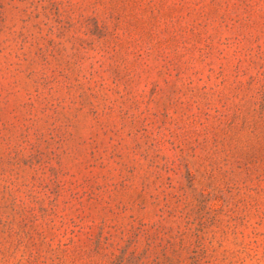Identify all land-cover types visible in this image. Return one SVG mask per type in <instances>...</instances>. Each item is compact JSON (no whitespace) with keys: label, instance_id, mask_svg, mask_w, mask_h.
Returning a JSON list of instances; mask_svg holds the SVG:
<instances>
[{"label":"rangeland","instance_id":"374dc122","mask_svg":"<svg viewBox=\"0 0 264 264\" xmlns=\"http://www.w3.org/2000/svg\"><path fill=\"white\" fill-rule=\"evenodd\" d=\"M0 264H264V0H0Z\"/></svg>","mask_w":264,"mask_h":264}]
</instances>
